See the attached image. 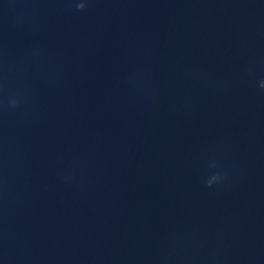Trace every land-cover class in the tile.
I'll list each match as a JSON object with an SVG mask.
<instances>
[{
    "label": "clouds",
    "instance_id": "9594fccd",
    "mask_svg": "<svg viewBox=\"0 0 264 264\" xmlns=\"http://www.w3.org/2000/svg\"><path fill=\"white\" fill-rule=\"evenodd\" d=\"M73 3H74V7H75V10L80 12V11H84L87 7V0H73ZM259 87L264 90V80H261L259 82ZM9 106L12 107V108H16L19 106L20 104V100L18 98H16L15 96L13 97H10L9 98ZM220 179H222L221 177L219 176H213L211 179H209L207 182H206V186L207 187H212L214 183L218 182Z\"/></svg>",
    "mask_w": 264,
    "mask_h": 264
}]
</instances>
